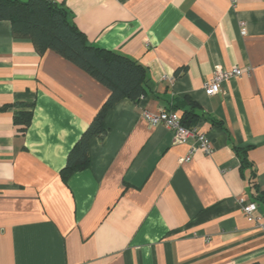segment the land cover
Segmentation results:
<instances>
[{"label":"crops","instance_id":"crops-1","mask_svg":"<svg viewBox=\"0 0 264 264\" xmlns=\"http://www.w3.org/2000/svg\"><path fill=\"white\" fill-rule=\"evenodd\" d=\"M53 1L90 43L143 64L148 93L109 109L90 166L65 181L110 90L0 20V264H264V229L243 209L264 216V0ZM218 66L245 72L209 96ZM185 97L212 153L143 115Z\"/></svg>","mask_w":264,"mask_h":264},{"label":"trees","instance_id":"trees-1","mask_svg":"<svg viewBox=\"0 0 264 264\" xmlns=\"http://www.w3.org/2000/svg\"><path fill=\"white\" fill-rule=\"evenodd\" d=\"M0 20L10 21L13 35L30 38L39 53L55 50L110 90L107 101L68 155L67 164L61 171L67 181L75 172L90 166V141L95 136L102 138L106 135L109 109L123 98L138 101L148 93V70L135 59L90 43L71 20L69 10L53 0H0ZM171 109L181 113L182 123L187 127L198 125L202 117L197 102L189 97L178 100ZM32 118L31 111L19 112L16 122L26 130ZM234 148L244 165L247 159L243 152L246 150Z\"/></svg>","mask_w":264,"mask_h":264},{"label":"built area","instance_id":"built-area-1","mask_svg":"<svg viewBox=\"0 0 264 264\" xmlns=\"http://www.w3.org/2000/svg\"><path fill=\"white\" fill-rule=\"evenodd\" d=\"M242 32L245 33V26H243ZM244 72L245 70L239 66L231 68L218 66L211 78L205 83L206 93L209 96L220 93L222 90V84L225 81L241 76ZM143 115L152 126L165 124L172 128L175 131L176 142L185 143L189 138H195L196 143L193 145L192 150L202 148L207 153H212L214 151L212 140L206 134L199 132L198 125L194 127L185 126L182 123L181 113L178 110L166 108L160 112L145 110ZM243 209L249 221L256 222L262 229H264V216L257 213V204L255 202L246 204Z\"/></svg>","mask_w":264,"mask_h":264}]
</instances>
